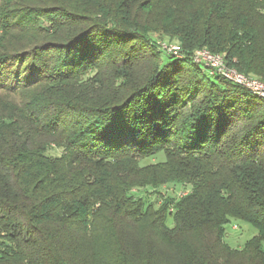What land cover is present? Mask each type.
Returning <instances> with one entry per match:
<instances>
[{
	"label": "trees",
	"instance_id": "1",
	"mask_svg": "<svg viewBox=\"0 0 264 264\" xmlns=\"http://www.w3.org/2000/svg\"><path fill=\"white\" fill-rule=\"evenodd\" d=\"M198 49L264 81V0H0V264H264V99Z\"/></svg>",
	"mask_w": 264,
	"mask_h": 264
},
{
	"label": "rangeland",
	"instance_id": "2",
	"mask_svg": "<svg viewBox=\"0 0 264 264\" xmlns=\"http://www.w3.org/2000/svg\"><path fill=\"white\" fill-rule=\"evenodd\" d=\"M41 18L40 20H42ZM9 100L16 103L19 101V94L9 93L7 95ZM52 154H59V150L52 151ZM165 160V152L163 150L157 151L151 156L144 157L141 161L142 164H151L156 162H162ZM138 195L146 197L149 200L156 199L159 202L160 195L165 196H181L189 190L187 185H176L172 183H166L157 189L150 187L142 189H133ZM255 230L252 226L245 222L232 220L225 226L224 241L231 247H240L243 243L255 234Z\"/></svg>",
	"mask_w": 264,
	"mask_h": 264
},
{
	"label": "built area",
	"instance_id": "3",
	"mask_svg": "<svg viewBox=\"0 0 264 264\" xmlns=\"http://www.w3.org/2000/svg\"><path fill=\"white\" fill-rule=\"evenodd\" d=\"M168 51L179 55V47L175 44L164 45ZM193 61L207 68L210 74L220 75L235 84H238L255 96L264 99V81L256 77L238 72L225 64L224 56L213 54L207 49H198L193 53Z\"/></svg>",
	"mask_w": 264,
	"mask_h": 264
}]
</instances>
